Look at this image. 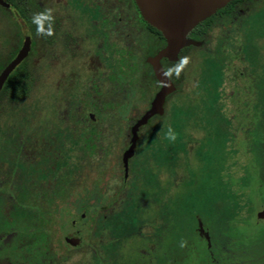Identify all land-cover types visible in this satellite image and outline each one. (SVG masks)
<instances>
[{"label":"rangeland","instance_id":"obj_1","mask_svg":"<svg viewBox=\"0 0 264 264\" xmlns=\"http://www.w3.org/2000/svg\"><path fill=\"white\" fill-rule=\"evenodd\" d=\"M31 2L36 10L51 9L59 16L71 10L66 0ZM242 11L236 20L215 23L204 47L191 48L182 56L188 57L190 62L179 76H174L179 91L167 98L164 117L154 119L141 135L146 144L141 147L140 155L149 154L153 160L148 161L144 175L149 177L150 172L158 178L164 199H174L178 217L172 216V205L170 215H164L162 223L156 208L137 207L138 216L133 213L131 218L134 220L136 216L140 223L127 225L126 233L121 234L128 212L115 213L110 224L117 233L114 235L117 241L104 264H214V253L203 231L205 227L201 220L195 222V216L213 220L217 201H223L221 197L225 195L229 203L233 199L241 205V218H245L247 207L253 209L239 226L240 236L262 232L264 212L259 211L264 209V190L259 186L253 163L254 153L256 156L258 151L254 141L260 135H254L251 130L259 118L252 106L254 89L249 80H239L237 72L232 71L240 63L249 34L260 51L259 62L264 66V0ZM10 20L0 8V53L4 52L5 56L18 38L22 39V31L17 34ZM59 36L56 45L61 46ZM87 42L91 45L90 39L85 38L84 46ZM36 43L35 56L40 57L36 63L28 61L30 92L15 103L5 97L0 99V151L9 152L11 158L21 138L43 142L51 137L57 145L66 138L70 141L90 136L88 125H75L72 117V104L81 96L85 101L88 99L85 96L88 83L96 76L89 67L90 57L82 60L77 90L67 99L61 87L65 83L59 64L53 66L56 72L53 82H49L44 34H37ZM92 43L96 45L95 41ZM3 48L5 50L1 51ZM92 49L90 47L89 51ZM130 107L131 103L117 107L115 114L106 118L100 115L99 125H94L99 129L98 160L91 162L86 158L77 164L63 163L58 158V153L62 152L58 150L73 147L54 146L50 149L52 155L45 153L38 162L44 173L37 169L34 174L28 142L20 159L24 171L14 168L18 170L16 184H20V190L13 185L8 163L0 164V264H97L92 251L96 219L93 207L98 205L107 188L116 186L115 181L122 178L124 118L131 113ZM227 118L232 124H224L222 130L221 119ZM238 121H242L240 126ZM249 123L250 131H247L244 127ZM169 127L177 135L175 141L166 138ZM154 139L163 140L164 146ZM66 149L64 152L69 155ZM11 161L13 163V159ZM155 162L163 167L158 170ZM70 165L77 166L75 172L65 177L64 172ZM135 183L138 189H145L143 182L136 180ZM81 214L84 219L73 228L72 220H78ZM148 215L153 217L146 219ZM73 229H80L82 233V245L76 249L63 241Z\"/></svg>","mask_w":264,"mask_h":264},{"label":"flooded vegetation","instance_id":"obj_2","mask_svg":"<svg viewBox=\"0 0 264 264\" xmlns=\"http://www.w3.org/2000/svg\"><path fill=\"white\" fill-rule=\"evenodd\" d=\"M254 2L255 1H233L228 16L223 18V22H227L230 19L236 20L243 13L242 8H247ZM68 4H71V10H67L68 12L63 13V16H59L52 11L54 18L52 23L53 34L51 36L44 35V54L47 57L46 61L50 69L48 75L49 82H53V77L56 72L55 69H52L53 66L57 64L60 65V70L63 73L62 77H64L63 82L65 85H68L67 87L61 85L62 91L65 94L64 97L67 99L77 90V77L80 75L79 73L82 72V60L87 56L90 57L88 60L89 67L96 73V76L88 83V88L85 94L86 99H88L85 101L84 96H81L80 100L72 104L74 112H72L74 114L72 117H74L75 125H88L87 127L90 130L91 138L90 136H82L79 140L70 141L66 138L63 139L64 141L62 140V143L57 145H55L57 141L51 137L42 140L43 142H39L37 139H31L28 141L21 138L18 140L12 156L13 170L10 171V174H12L11 177L14 178L13 185L16 190H20L21 186L20 184H16L19 181V177H16L18 170L16 171L14 168L17 167L21 172L24 171L23 169L25 166L20 163V159L23 156L21 152L24 149L25 144L29 142L27 150L29 152L28 156H33L34 163H32L31 167L34 174L37 169L40 170L41 174L44 173V169L38 166V162L40 161L41 156H44L45 153L50 154V149L54 146L65 147L67 145L73 147L69 149L64 148L69 155L65 154L64 149L58 150L62 152L61 154L58 153V158L63 163L72 161L71 163L77 164L81 163L86 158L90 159L91 162L98 160L101 151L98 134L99 129H95L94 125H99V122L101 121L100 115L106 118L109 115L112 116L115 114L117 109V97L124 98L126 101L127 98L130 99L133 98V96L136 97L137 89H133L135 83H132V79L134 81L140 79V83L142 84L138 87L146 91L147 85L144 84V81H147L149 78L151 79L150 76L148 77L149 70L155 80V83L151 85V92H153L152 99L160 89V86L154 77L152 68L148 63V59L153 58L165 47V40L163 44L160 36L157 35L158 31L142 19L133 0H66V6ZM44 11L45 10H36L31 0L28 12L3 8V14L7 16L9 20L11 19L10 24L16 30L17 34L19 30L22 31V39L19 41V38L15 35L14 37L18 38L16 45L7 52L6 56L4 55V52L0 53V74L15 58L22 47L23 41L28 37L30 39L29 52L25 59L19 64H24L21 81L28 89L26 95L30 92V88H32L30 87L31 81L29 79L30 73L28 69V61L32 60L33 63H36L40 57V55L38 57L35 56L37 25L33 23V17L35 14ZM43 27L47 30L49 28V23L45 21ZM209 33L210 29L201 30L194 28L187 37L193 41L201 43V45L197 47H184L178 53L177 61H169L162 58L159 63L163 70L174 68L181 59V53L184 49L190 47L199 49L204 47L206 44V36ZM58 34H60L59 40L61 41V46L56 45ZM85 38L86 41L90 39L91 45L87 42V46H84L83 41ZM92 41L96 42L95 46ZM3 46L5 45L2 44V47ZM90 47H93L91 51H89ZM4 50L5 49L3 48L1 51ZM149 51L152 52L151 55L147 54ZM19 65L13 69L6 80L12 74L18 72L17 68ZM175 75V71H173L171 78H169L175 87V90L166 97V100L177 92L178 85L174 78ZM116 80L121 84L120 86L116 85ZM8 94L9 87L6 88L2 96ZM26 95H24V97ZM166 100L164 103V110ZM151 101L143 111L139 110L134 121L126 124V141L124 142L125 148L123 153L131 145L132 126L149 108ZM126 103L128 104L129 101ZM131 108L132 107H130V110ZM156 117L158 116L151 117L146 124L138 128L133 154L127 163V172L125 173L122 163V154L120 160L122 167L121 180L115 181L116 186L107 188V191L103 193V197L98 205L93 207L96 210V219L94 220L92 230V235L95 237V245L92 251L97 264H104L109 252H111V248L115 246V241H117V238L115 239L114 236L117 233L112 230L110 224V220L115 213L120 211L125 213L128 212V219H124L125 221L123 220L122 222V229L119 232L121 234L126 233L127 225L130 227L134 222L140 223L137 222L136 219V216H138L137 207L141 209L143 206H146L149 207V210L156 208L158 212V220L162 223L164 215H170L169 207L172 205L171 207H173V209H170L172 211V216L178 217V210L174 199H164V189L163 186H161L162 184L158 182V178H154L150 172L149 177L144 175V173L147 172L146 167H148V161L153 160L149 154H147V156L140 155L142 148H144L146 144V140H142L141 135L142 132L150 126V123L154 119L157 120ZM52 134L53 133H49V135ZM149 134L151 133H148V135ZM150 136H152V134ZM154 140L157 141L159 145H163V140ZM53 151L56 152V150ZM56 162L57 161L55 160V163ZM76 167V165L68 166L64 172V176L67 177L69 174L74 173ZM162 167L163 165L156 163V168L158 170ZM142 172L143 175L141 174ZM147 179H151V182L148 183ZM136 180L140 181L141 184L143 182L142 185L143 187L145 186V189L142 187L138 189V185L135 183ZM133 213H136L134 220L131 218ZM149 216H151V218L153 217L152 215H148L146 219H148ZM82 219H84V214H81L78 220H72L71 224L73 228L76 226L75 224L78 221H82ZM197 220H201V222L204 223H202V227H205L203 231L207 236L206 242H209V245H212V228L215 222L212 219L206 221L205 219L203 220L200 217L195 216V222H197ZM198 231L199 230L197 229V232ZM81 234L80 229H73L70 231L68 237L64 238L66 245L70 248H79L82 245ZM71 240H78L80 243L77 246H72L69 243Z\"/></svg>","mask_w":264,"mask_h":264},{"label":"trees","instance_id":"obj_3","mask_svg":"<svg viewBox=\"0 0 264 264\" xmlns=\"http://www.w3.org/2000/svg\"><path fill=\"white\" fill-rule=\"evenodd\" d=\"M9 5V9H17L21 12H26L30 9V0H3ZM233 1H258V0H232L226 6L218 10L214 15L205 19L203 22L198 24L195 29H211L215 23H223V18L228 16V12L231 9V4ZM16 2L18 4H16ZM1 8V7H0ZM3 10V8H1ZM26 18V17H25ZM153 29V28H152ZM154 30V29H153ZM155 31V30H154ZM195 31V30H194ZM157 35L160 36L162 43L164 44V39L161 34L157 32ZM246 43L243 45V56L240 58V63L235 65V70L232 73L238 74L239 80L247 79L250 81V87L254 89V103L253 108L258 113V121L252 127L254 135L259 134V138L255 139L254 146H258V151L254 153V167L258 174L259 186L264 190V66L259 62L260 61V51L254 46V40L251 35H247ZM190 48L184 49L181 53L182 56L186 55ZM148 55H151L152 52H147ZM24 64L18 66V72L12 74L4 83L3 87L0 89V99L5 97L8 101L15 103L23 99L24 95L27 93V87L22 83V71ZM237 69V70H236ZM149 78L147 81H144V84L147 85L146 91L138 87L140 84V79L133 80L132 83L135 85L133 89H137L136 97L130 98L129 103L132 102L131 113L124 118L126 124L134 121L136 115L139 113V110L145 109L149 102L152 99L151 85L155 83L152 73L149 70ZM117 86H120L118 80H116ZM240 84V82H239ZM9 87V94L2 96L6 88ZM177 91H179V86H177ZM127 101L124 98H116V106L123 107L126 105ZM143 106H142V105ZM237 108V106H236ZM165 110L162 115L156 117V119H162L164 117ZM242 120V119H241ZM242 121H238V126ZM252 124V122H250ZM245 126V130L250 131L251 124ZM221 129L224 130V124H232V120L227 118L221 119ZM237 126V128H238ZM247 127V128H246ZM244 134L246 131H243ZM10 153L0 151V164L4 162L8 163V170L13 169V163L11 161ZM224 200L217 201V208L215 215H213V221L215 222L212 228V237H211V249L214 253V264H264V228L262 232L260 231L257 234H248V236H240L238 232L239 226L242 221H245L249 217L248 207L245 210V218L240 217L241 205L233 200L231 203L227 200L228 197L222 196ZM264 209H261L259 212H264ZM242 215V214H241ZM67 234L65 237H68ZM64 237V238H65ZM66 244L65 239H63Z\"/></svg>","mask_w":264,"mask_h":264},{"label":"water","instance_id":"obj_4","mask_svg":"<svg viewBox=\"0 0 264 264\" xmlns=\"http://www.w3.org/2000/svg\"><path fill=\"white\" fill-rule=\"evenodd\" d=\"M142 19L151 27L161 33L165 40V47L153 58L148 59L154 77L160 89L154 95L149 108L135 122L131 128V145L123 153L122 163L125 173L127 163L133 154L138 128L147 123L153 116L162 115L166 97L175 90L170 79L163 75L160 65L162 58L169 61H177L178 53L188 46H200L201 43L189 39L188 34L205 19L214 15L218 10L226 6L232 0H133ZM0 6L8 9L9 5L0 0ZM30 47V39L23 41L22 47L15 58L4 68L0 74V89L13 69L27 56ZM70 245H79L78 240H71Z\"/></svg>","mask_w":264,"mask_h":264},{"label":"clouds","instance_id":"obj_5","mask_svg":"<svg viewBox=\"0 0 264 264\" xmlns=\"http://www.w3.org/2000/svg\"><path fill=\"white\" fill-rule=\"evenodd\" d=\"M53 20L54 18L51 9H46L44 12L35 14L33 17V23L37 25V34H44L47 36H51L53 34V29H52ZM45 21L49 23V28L47 30L43 27ZM189 62L190 61L188 57H182L178 61V63L174 66V68L162 70L163 75L167 78H171L173 71H175V74L179 76L180 72L183 70L184 67H186L189 64ZM166 138L169 139L170 141H175L177 138L176 133L171 127H169L168 129Z\"/></svg>","mask_w":264,"mask_h":264}]
</instances>
